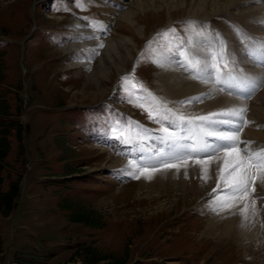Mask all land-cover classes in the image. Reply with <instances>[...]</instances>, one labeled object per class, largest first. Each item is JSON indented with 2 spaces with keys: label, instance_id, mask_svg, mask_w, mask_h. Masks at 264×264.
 <instances>
[{
  "label": "rangeland",
  "instance_id": "rangeland-1",
  "mask_svg": "<svg viewBox=\"0 0 264 264\" xmlns=\"http://www.w3.org/2000/svg\"><path fill=\"white\" fill-rule=\"evenodd\" d=\"M101 2L110 10L104 14L106 18L94 22L95 26L107 24L114 29L100 36L104 41L122 34L132 36L136 44L145 40V31L157 23L179 15L198 20L202 13L193 12L194 4L189 1L171 0L169 8L161 0H144L145 7L137 10L135 17L144 32L139 34L121 17L126 9L136 6L135 0H126L122 7L110 0ZM59 3L65 7L69 0ZM100 3L86 0L85 6L98 9L99 18ZM222 7L225 13L230 6L220 1L215 10ZM213 10V6H206L204 17ZM70 19L68 14L55 12L54 7L49 10L47 0H0V264H89L88 258L92 256L99 257L92 264H264V239L261 245L244 249L233 238H219L206 231L209 223L219 220L216 217L226 219L221 215H229L228 208L237 202L238 207L250 202L262 222L264 179L256 181L255 191L251 190L252 200L251 194L226 192L225 181L213 172L205 180L189 172L185 176L181 170L177 177L166 176L164 183H158V178L147 180L140 171L160 168L162 163L192 168L195 161L208 159L202 153L188 156L182 152L175 160L161 158L160 149L167 150L161 129L168 127L176 133L177 141L199 148L200 130L206 123L187 122V118L216 110L218 113L219 107L202 111L199 106L209 96L220 98V89L212 91L213 95L209 91V96L199 89L193 96L198 100L180 103L192 98L194 92L185 96L165 94L155 75L162 71L163 64L173 67L175 62H160L170 58L164 53L173 54L177 62L174 68L203 87V74L209 75V69L216 71L212 67L215 52L201 53L205 36L211 33V38H216L215 34L228 26V20L216 16L199 19L191 29L168 42L166 52L151 44L136 58L134 76L140 82L146 81L149 90H155L162 103L167 102L178 115L167 112L163 105L160 113H153L157 118L152 120L161 124H155V129L142 126L147 115H140V107L126 99L125 89L120 87L125 74L114 79L117 72L131 66L139 43L132 50L130 47L133 56L126 57L123 69L113 66L109 78L100 83L88 82L87 76L93 73L103 52L102 44L86 46L79 53H63L65 47L83 41L57 44L70 35L58 32L61 26L64 30L74 26ZM34 22L37 29L30 34L27 29L31 30ZM91 35L84 40L99 38H89ZM156 41L164 43L163 38ZM189 55L194 57L188 61L191 65L200 59L208 67L199 72L191 67L186 69ZM82 56L88 57L91 64L70 67L76 66L72 64L76 61L86 60L76 59ZM232 77L228 80L234 83L237 78ZM214 81L219 83L215 78ZM144 97V104H150ZM124 110L137 117L138 126H142L138 133V128L133 129L137 123L132 125L131 143H121L110 133L115 122L130 120ZM165 115L169 119L163 120ZM180 116L186 121L181 122ZM260 137L264 139V133ZM204 139L209 141L208 137ZM223 156L224 153L211 154L212 158ZM169 169L165 171H172ZM218 182L220 188L214 193Z\"/></svg>",
  "mask_w": 264,
  "mask_h": 264
},
{
  "label": "snow or ice",
  "instance_id": "snow-or-ice-1",
  "mask_svg": "<svg viewBox=\"0 0 264 264\" xmlns=\"http://www.w3.org/2000/svg\"><path fill=\"white\" fill-rule=\"evenodd\" d=\"M74 2L79 7H84L86 4V0H74ZM195 21H190V25H194ZM264 24V21L261 22ZM233 30L235 31L236 35L240 39L242 45L244 46L246 54L255 59L257 53L264 55V40H257L256 38L250 36L249 34L241 31L236 26H233ZM175 29H168L165 33L159 34L164 35L167 33H174ZM203 33H198V35H202ZM219 37V34H215ZM151 43V41L149 42ZM103 45H101L102 47ZM183 55V53H181ZM194 57L189 55L187 61L184 64V67L192 68L195 71H203L205 70L208 65L206 62L202 64L199 59H196V63L191 65L188 61H191ZM212 59L214 61L212 67L216 69L217 72V80L219 81L220 76L219 73L222 71L221 62L223 63V68H228L229 65H235L236 61L232 57V55L228 52V45L227 42L224 41L222 38L218 40L217 43V50L212 55ZM155 62V61H154ZM136 65L133 66V73L125 74L121 77L120 80V87L125 89L126 99L129 103L133 104L136 107H140L143 110L149 113L150 119H156L157 116L154 115V112H158V108L160 106L159 99L154 96L151 92L148 91L144 87V85L134 76ZM195 78V77H194ZM235 79V77H233ZM130 82V83H126ZM237 88H247L250 91H254L255 88L258 86V81L256 78L244 76L239 81L233 85ZM144 91L147 93V98L151 102L148 105L140 102L139 97L135 94L136 92ZM199 97H192L189 98L187 101H181L180 103H192L194 100H198ZM167 112H171V109H167L164 106ZM246 108L240 109H227L221 110L218 113H209L207 115L197 116L194 118H187V122H191V120H198L201 122L206 123L205 128H201V146L199 148H193L191 154H204L210 155L211 152H214L220 148L225 149V163L224 167L220 169L219 178L220 180H224L226 184V192L239 194V193H248L249 184L254 183L258 179H264V146H259L255 150L250 148L251 145H254L256 142L254 141H242L238 135L230 134L227 132H215L210 131L207 129H215L218 125L224 124L229 125L234 129V132H239L242 130V125L246 126L249 124L254 123L253 121H247L243 118V113L246 112ZM219 117H227L225 119H220ZM163 120L169 119L167 115L162 117ZM181 122H185L186 118L183 116L178 117ZM138 127V122L137 125ZM132 127V122L130 120L127 121H118L115 122L111 128L110 133L112 134L113 138L119 140L121 143H131V139L129 137V132ZM161 131L164 133V136L161 139L167 144V150L161 148L158 152V155L161 158H165L168 160H175L179 158L180 150L187 148L186 145L179 144L177 142L178 138L175 132L169 131L168 127H163ZM207 137H214L215 140L220 141L221 143L212 144L209 143L206 139ZM240 145H244L240 147ZM243 153V155L241 154ZM196 163H204L203 161L197 160ZM181 165L176 163H162L160 168H142L141 175L146 176L147 179H151V173H155L157 171L175 168L179 170ZM253 170H255L253 172ZM132 175V173H129ZM187 176V173H185ZM134 178L139 179V176ZM203 179L207 180L206 171L202 177ZM220 188L219 182L217 183V188L213 189L215 193ZM255 191V188H253ZM219 199V197H218ZM247 205L241 211H246Z\"/></svg>",
  "mask_w": 264,
  "mask_h": 264
},
{
  "label": "bare ground",
  "instance_id": "bare-ground-1",
  "mask_svg": "<svg viewBox=\"0 0 264 264\" xmlns=\"http://www.w3.org/2000/svg\"><path fill=\"white\" fill-rule=\"evenodd\" d=\"M136 1V6L133 8V6L129 7V9H126L121 15L122 19L124 22H127L131 24V26L139 33H142V26L138 23L136 20V13L137 10H140L141 8H144V0H135ZM163 3L167 4L168 7L171 5V0H161ZM177 2H184V1H189V4H194L191 8L193 12H200L201 17H204L206 14L203 13L204 8L206 6H213L214 10L216 9V6L219 4L220 1L227 2L228 5L231 7L236 3L233 8L237 5V2H239V5H249L248 9L246 11H241L240 15L238 18L241 19L243 23L246 25H249L250 27H256L255 23L256 18H254V15H258L262 13L261 8L264 6V0H176ZM254 3H261L258 7L256 6H251ZM144 6V7H143ZM170 8V7H169ZM146 9V8H145ZM143 10V9H142ZM213 10V11H214ZM224 10V9H223ZM216 11V10H215ZM261 11V12H260ZM228 13V12H227ZM237 16V14L233 15ZM237 17H235V20H239ZM73 22V29L78 30V31H83L84 26L83 23H81V19L74 16L71 17L70 19ZM97 35V34H96ZM95 35V36H96ZM81 41L78 44H71L65 48H81L84 46H95L97 44H102L103 52L101 53V56L99 58V61L97 63V66L95 67V70L93 71L92 74L87 76V79L89 80L88 82H91V80H96L99 81V83L107 78H109V74L112 72V67L117 69H123L124 63L126 60V57H132L133 55L131 54V50L135 48L136 44H133L134 39L132 36L128 35H122L119 34L113 38H109L104 40H101L100 38H95L93 40H84ZM199 45V44H198ZM101 47V46H100ZM131 47V50H130ZM137 47V46H136ZM202 53V52H201ZM204 55V53H203ZM207 55V54H206ZM207 56H204V59ZM200 60V59H199ZM203 63V62H202ZM74 65H89L91 63H88L87 60H79L74 63ZM161 64V63H160ZM159 66V65H158ZM162 66V71L160 73H156V79L157 83L159 84V89H161L165 94H179V95H190L192 93V97L198 94L199 89H203L205 87L206 90H208L209 85H197L196 83H193L190 79L186 78L184 75H181L180 72L170 65L163 64ZM208 72V71H207ZM197 77V76H196ZM191 78V77H190ZM210 82V81H209ZM215 82V81H214ZM201 83V82H200ZM213 86V84H212ZM216 88V87H214ZM200 90V91H201ZM206 92V91H204ZM215 92V91H214ZM213 92V93H214ZM212 93V95H213ZM216 94H219L216 92ZM206 96H209V94L206 92ZM221 95V94H220ZM216 96V95H215ZM180 97V96H179ZM205 97V96H204ZM218 97V96H216ZM214 95L212 98H208V101L206 103H201L199 106L200 110H205L207 108L210 109H215L221 105L223 102L224 98L223 97H218L216 98ZM207 98V97H206ZM197 107V106H196ZM218 109V108H217ZM225 154V153H224ZM226 157H210L207 160L203 161L204 163H196L194 162V166L191 167H185L181 166L179 170L175 168H171L172 171H157L155 173H151L152 178L150 181H152L153 178H158L159 182L158 183H164V178L166 176H173L175 177L176 174L181 172V170H184L185 173L189 172L190 174H195L197 177H203L206 171L207 176H212L210 172H213L215 174H219L220 169L224 167ZM120 161V160H119ZM114 162V161H113ZM191 166V165H190ZM190 168V169H188ZM134 169L132 168L131 171ZM123 171V170H122ZM183 173V172H182ZM181 173V174H182ZM189 173L187 175L189 176ZM123 174H128V173H123ZM175 174V175H174ZM211 174V175H210ZM185 175V174H184ZM216 176V175H215ZM171 180L176 181L177 178H174ZM177 177V175H176ZM185 177V176H183ZM195 177V176H194ZM203 179V178H202ZM211 179V178H210ZM217 179V177H216ZM146 180V179H145ZM148 180V179H147ZM185 180V179H184ZM209 180V179H207ZM143 182L144 179H143ZM251 199V198H250ZM252 201V200H251ZM253 202V201H252ZM251 202V203H252ZM238 204V202H237ZM237 204H233L230 208H228L229 215L223 214L221 215L222 217H227L226 219L217 218L218 221L216 222H211L206 226V231L212 235H218L219 238H233L238 242V245L240 247H250L254 244L261 245L263 243L264 239V220L260 222V220L257 217V214L253 208L248 206L247 204V210L246 211H241L242 209L245 208V205L240 204V207H238ZM253 204V203H252ZM240 209V210H233L232 209ZM253 209V210H252ZM264 218V217H263ZM262 218V219H263ZM210 222V221H209ZM223 224V225H220Z\"/></svg>",
  "mask_w": 264,
  "mask_h": 264
},
{
  "label": "trees",
  "instance_id": "trees-1",
  "mask_svg": "<svg viewBox=\"0 0 264 264\" xmlns=\"http://www.w3.org/2000/svg\"><path fill=\"white\" fill-rule=\"evenodd\" d=\"M98 259H99V257H97V256H92V257H90V259L88 258V261H89V262H95V261H98Z\"/></svg>",
  "mask_w": 264,
  "mask_h": 264
}]
</instances>
